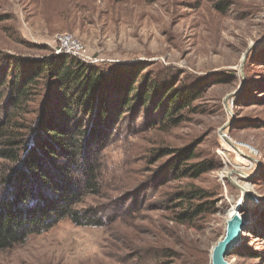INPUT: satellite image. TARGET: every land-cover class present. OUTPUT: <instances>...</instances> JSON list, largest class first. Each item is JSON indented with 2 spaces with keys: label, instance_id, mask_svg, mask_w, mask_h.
<instances>
[{
  "label": "rangeland",
  "instance_id": "rangeland-1",
  "mask_svg": "<svg viewBox=\"0 0 264 264\" xmlns=\"http://www.w3.org/2000/svg\"><path fill=\"white\" fill-rule=\"evenodd\" d=\"M64 31L96 59L76 57L86 65H140L149 81L203 92L176 127L144 109L121 122L102 153L100 193L78 204L103 206V225L64 219L0 250V264H211L241 197L247 225L226 260L264 264V96L252 88L227 98L247 79L264 81V0H0V51L10 56L50 55ZM188 149L195 157L183 167L213 168L196 179L170 172ZM186 184L209 191L214 208L177 224L169 200Z\"/></svg>",
  "mask_w": 264,
  "mask_h": 264
},
{
  "label": "trees",
  "instance_id": "trees-1",
  "mask_svg": "<svg viewBox=\"0 0 264 264\" xmlns=\"http://www.w3.org/2000/svg\"><path fill=\"white\" fill-rule=\"evenodd\" d=\"M143 70L103 69L68 54L30 58L0 51V250L64 219L79 226L107 220L103 206L78 204L100 193L102 153L121 122L144 109L158 118L154 124L176 127L203 92L195 84L154 83L142 77ZM252 88L264 96V81L247 79L239 98ZM183 154L186 159L169 166L178 178L196 179L214 166L199 161L183 167L195 157L194 149ZM175 194L169 204L177 224L214 208L209 191L196 185H183Z\"/></svg>",
  "mask_w": 264,
  "mask_h": 264
},
{
  "label": "water",
  "instance_id": "water-1",
  "mask_svg": "<svg viewBox=\"0 0 264 264\" xmlns=\"http://www.w3.org/2000/svg\"><path fill=\"white\" fill-rule=\"evenodd\" d=\"M251 50V49H250ZM249 50L244 54V60L246 59ZM243 84L240 87L230 93L227 98L231 99L233 96H236ZM226 126L222 127L223 129ZM242 188V187H241ZM242 193L247 194L249 200L255 201L251 192L241 189ZM241 200L242 197L237 201L236 212L233 213L228 219H226L225 233L221 239H219L216 244L213 246L211 251V264H231L226 260V256L229 251L240 241L242 232L246 229L247 222H245L239 214H241Z\"/></svg>",
  "mask_w": 264,
  "mask_h": 264
},
{
  "label": "built area",
  "instance_id": "built-area-1",
  "mask_svg": "<svg viewBox=\"0 0 264 264\" xmlns=\"http://www.w3.org/2000/svg\"><path fill=\"white\" fill-rule=\"evenodd\" d=\"M55 46L53 54H68L81 60L93 64L96 59L88 53L87 48L74 34L71 32L56 33L54 37Z\"/></svg>",
  "mask_w": 264,
  "mask_h": 264
},
{
  "label": "bare ground",
  "instance_id": "bare-ground-1",
  "mask_svg": "<svg viewBox=\"0 0 264 264\" xmlns=\"http://www.w3.org/2000/svg\"><path fill=\"white\" fill-rule=\"evenodd\" d=\"M250 151H252L253 152V149L252 148H250V147H247ZM236 151L237 152H239L240 150L237 148L236 149ZM255 151V150H254ZM243 188V187H242ZM245 188V187H244ZM245 190V189H244ZM244 194V193H243ZM234 212H236V204H234V205H232V207L228 210V212H227V218H229L231 215H233V213ZM240 215V217L245 221V222H247L246 220H247V218L245 217V215L244 214H239Z\"/></svg>",
  "mask_w": 264,
  "mask_h": 264
}]
</instances>
